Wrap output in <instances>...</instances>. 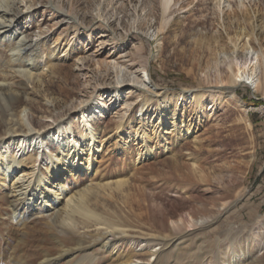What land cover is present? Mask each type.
<instances>
[{
  "label": "rangeland",
  "instance_id": "374dc122",
  "mask_svg": "<svg viewBox=\"0 0 264 264\" xmlns=\"http://www.w3.org/2000/svg\"><path fill=\"white\" fill-rule=\"evenodd\" d=\"M211 1L179 0L169 16V27L162 33L161 0H19V30L30 31L29 40H51L47 44L50 48L61 43L69 49L67 58L60 48L56 49L60 61H64L63 75L44 80L46 94L56 98L60 107L49 108L43 90L30 89L28 94L38 130L44 131L55 125L54 120L72 113L80 118L79 110L86 105L103 111L97 129L101 140L108 139L109 144L102 154L104 161L97 165L101 171L95 181L111 185L107 189L110 196L101 199L106 200L107 216L115 217L112 219L137 234L134 243H124L120 253L163 252L159 264H227L233 253H240L243 258L237 257L238 264H264V94L255 92L252 85H240L233 90L235 98H228L232 89L219 81L227 84L232 76L228 68L232 53L212 43L221 32V24ZM48 51L44 49V58L51 56ZM244 54L240 61L246 59ZM75 58L85 59L82 71L74 65ZM263 70L264 65L258 64L255 72L259 78ZM4 78L19 88L20 78L0 75V82ZM199 86L209 89L214 98H222L219 105L207 101L204 108L196 109L199 133L194 134V128L191 138L178 139L168 124L165 132L172 134H162L167 139L162 140L150 128L149 147L154 155L150 161L138 164L135 144L126 146L121 142L123 134H115L119 121L127 118L130 110L132 125L142 118L144 94L157 89L180 95L181 99L186 97V101L180 100V114L186 109L189 120L195 106L185 91L198 90ZM95 96V101L89 100ZM158 105L165 104L154 102L150 114L158 112ZM166 120H171L170 115ZM131 127L125 126L126 136ZM4 128L0 119V136ZM49 132L53 136L54 130ZM75 135L79 137L77 131ZM193 159L198 175L192 172ZM75 180L70 178L67 183L76 182L71 188L79 192L91 179L85 173ZM115 181L127 186L115 190ZM176 184L183 187L182 191L175 190ZM9 202L0 190V264H38L45 256L78 247L70 243V234L59 223L46 225L30 218L25 226L14 224ZM154 237L172 239L174 245L163 248L159 240L148 244L147 239ZM65 257L60 264L84 262L75 255ZM97 257L94 264H115L109 254ZM135 261L153 264L155 258L138 256Z\"/></svg>",
  "mask_w": 264,
  "mask_h": 264
},
{
  "label": "bare ground",
  "instance_id": "6f19581e",
  "mask_svg": "<svg viewBox=\"0 0 264 264\" xmlns=\"http://www.w3.org/2000/svg\"><path fill=\"white\" fill-rule=\"evenodd\" d=\"M178 1L161 0L162 22L160 31L162 33L169 27V16L172 15V8ZM211 2H213L214 12H216L215 10L218 12L221 24V32L212 38V43L218 44L217 46L221 47L222 51L225 52L226 49H229L232 53L231 64L228 67L232 70V76L229 81L227 80V84L223 82L224 80L219 82L231 88V91L240 85H246V87L252 85L255 92H263L264 94V70L263 72L260 71L262 73L261 78L256 73L258 69L255 72L258 64L260 66L264 65V1L232 0L231 2V0H212ZM18 3L19 0H0V63L5 59L3 66L0 65V75H13L15 78H20L21 81L19 88L14 87L15 82L9 83L5 78L0 82V119L5 125V133L3 131L4 134L0 136V190H3L7 199L10 200L11 220L14 224L20 226H25V223H28L30 218L32 220H41L46 225L59 223L61 228H64V231L67 230L70 234V243L78 246L71 251H60L58 255L45 256L38 264H60L66 258L65 256L74 255L75 257H82L84 260L83 264H94L98 259L97 256L101 253L109 254L111 256L110 260L115 264H138L135 261L136 257H146V255L155 258L153 264H159L163 252L152 253L153 251H145L146 253H139L133 250L127 253H120L123 244H133L137 234H133V228L112 219L115 217L110 215L112 218H109L107 216L106 200L103 201L101 199H105L104 197L108 194L107 189L111 188V185H108L110 183L102 185L95 181V177L101 171L100 166L97 168V165H101L104 161L102 154L108 149L107 144H109L106 142L108 139L101 140L100 132L97 129V120L104 118L103 111L97 110L92 103L93 106L86 105L79 110L80 118H77L72 113L54 120L55 125L44 131L37 129L33 114V104H31L28 90L39 89V92L43 90L46 102L50 106L49 108L57 110L60 105L56 98L52 99L46 94L47 88H45L44 80L47 76L55 78L63 75L61 64H64V61H60L61 57L57 56L56 49L60 48L61 55L66 58L69 55V49L64 48L61 43L58 46L55 45L56 47L54 48H50V46H47L51 41L49 39V41H43L41 40L42 38H38L37 41L29 40L30 31L26 33L19 30L18 15L20 12ZM69 20H72V18ZM88 31L89 34L93 33L91 30ZM210 45L208 44V46ZM44 49L49 50L47 53L51 54V56L44 58V53H46ZM208 53L211 55V52ZM212 54L214 53L212 52ZM242 54L246 55V59L242 60L243 62L239 60V58L242 59L240 57ZM249 55L250 57L248 58ZM81 59L75 58L74 60V65L77 66L79 71H82L85 67V59ZM234 67H236V71L233 70ZM247 72L248 74H246ZM149 78L151 80V77ZM199 87L198 90L185 91L186 96L192 99L191 102L195 106V113L189 120H186L188 115L186 114V109L180 114L182 111L180 100L184 102L186 97L181 99L179 98L180 95H173L167 91L162 92L157 89L144 94L142 109L140 110L143 113L142 118L136 119L132 125L131 116L133 110H130V115L119 121L120 123L115 128V134L119 136L123 134L121 136L123 139L121 141L123 142L122 144L126 146L130 143L135 144L138 148V164L150 161L154 155V152L149 147V143L152 141V137L149 134L150 128L154 131L153 135L161 137L162 140H167L166 136L162 134L170 135L175 133L178 135V139L180 137L189 139L193 133H199L196 125L199 113L196 112V109L204 108L207 101L213 102V105H219L222 102L221 96L214 98L209 89H204L202 86ZM227 96L234 99V91ZM95 98L96 96L91 97L89 100L95 101ZM154 102L165 105L162 107L158 105V112L152 115L149 110H151V105ZM46 111L50 114L49 109H46ZM169 115L171 120H166ZM127 124L132 126V131L128 132L126 136L125 126ZM168 124L172 125V133L170 131L165 132V125ZM194 128L196 130L192 133ZM49 130H54L53 136H51L52 132H49ZM75 131L78 132L79 137H76ZM44 145H46L45 149ZM39 151H41L40 156L36 157V153ZM196 166V160L193 159L192 172L194 174L199 172ZM189 171L188 174L190 173ZM85 173L91 179L89 184L79 192H74L71 186L76 182L72 181L71 185H69L67 180L73 178L76 181L75 179L78 176H83ZM123 185L127 186V183L115 181V190H118ZM175 187V190L183 188L179 184H176ZM122 190L124 189L122 188ZM120 192L122 194L121 189ZM126 193L124 192L125 195H128V192ZM110 194L111 192L108 195L110 196ZM240 194L238 193V196ZM95 195L97 196L93 197ZM102 201L103 204H101ZM153 240L161 241L164 245L163 248H171L174 245V240L161 237L147 239L149 242L147 243L151 244ZM97 247L99 248L96 249ZM239 254L233 253L232 260L228 261L227 264H238L236 261L237 257H242Z\"/></svg>",
  "mask_w": 264,
  "mask_h": 264
}]
</instances>
